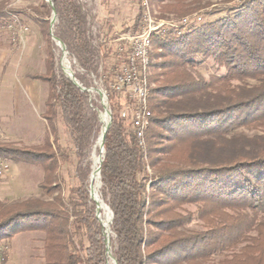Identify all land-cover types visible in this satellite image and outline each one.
<instances>
[{"label":"trees","instance_id":"obj_1","mask_svg":"<svg viewBox=\"0 0 264 264\" xmlns=\"http://www.w3.org/2000/svg\"><path fill=\"white\" fill-rule=\"evenodd\" d=\"M145 1L178 18L200 9L197 0ZM51 2L57 18L53 37L83 71L74 77L85 90L54 72V50L46 73L31 77L49 86V133L34 150L0 144V157L40 167V191L46 200L0 203V244L20 233H41L44 264H107L106 235L87 189L90 165L82 167L81 160L101 126L102 108L92 99L99 97L87 91L89 75L110 51L100 34L91 35L89 20L94 17L84 4ZM142 2L135 24L124 33L136 32L145 9ZM51 11L47 6L46 16ZM7 18L0 8V21ZM48 40L55 47L51 36ZM152 47L148 83L153 86L147 98L151 116L143 147L119 112L127 97L110 91L113 75L105 70L101 75L112 119L105 135L99 197L113 217L112 257L116 264H264V0L227 5L214 21L181 34L155 36ZM205 63L224 73L208 81L193 73ZM248 80L257 85L247 87ZM59 123L77 158L78 186L66 198L60 168L69 162L71 150L61 145ZM193 219L200 229H185ZM83 238L89 241L87 247Z\"/></svg>","mask_w":264,"mask_h":264},{"label":"rangeland","instance_id":"obj_2","mask_svg":"<svg viewBox=\"0 0 264 264\" xmlns=\"http://www.w3.org/2000/svg\"><path fill=\"white\" fill-rule=\"evenodd\" d=\"M79 1L85 5L89 16H91L92 19L94 17L93 22L89 20L91 23V35L95 38L96 34H100L107 43V47L110 51L104 62L103 60L97 61L96 73H90L89 80L91 87L89 89L92 88L105 93V103L107 104V110L110 112L112 118L108 92H106L107 90L105 89V84L103 83V77L101 75H103L102 73L104 70L109 72L110 75H114V70L122 66L125 58L122 55L119 56L117 53V48L122 44V42L118 41V38L122 34H134L124 32L135 24L136 18L140 12L141 0ZM197 1L199 3L198 6H200L199 10L178 18L173 14H164L160 7L148 6L146 1L143 0L142 4L145 9L143 10L141 18L147 13L153 23L170 21H175L177 23L184 18L198 16L201 18V21L197 25H200L207 21H214L222 17L227 5L232 6V4L239 2V0H236L232 4L225 5V0ZM47 6L50 5L46 0H0V8L16 14L22 26L27 28V31L22 35L21 43H19L18 40L13 41L8 34L0 36V132L2 134L0 137V144H9L21 149L33 150L43 146L46 136L49 133L48 125L45 120V103L48 99L49 86L41 81H33L31 77L34 75H44L46 73V66L49 61L51 62L50 51L54 50L52 59L54 62V72L56 74H63L62 60L66 61L67 70H69L73 76L76 73H83L75 59L68 55L62 56L60 46L56 41L54 43L55 47L50 44L48 37L51 36L50 33L53 34L57 18H55L53 27L51 28L52 11L46 16ZM141 18L138 20L139 25L136 32L141 26ZM45 21H47L48 25H46ZM152 51L153 47L151 48V54ZM196 61L200 62L198 58H196ZM151 63H153V59L150 55V64ZM148 71L149 77L151 75L150 65ZM193 73L208 81L209 76H214L215 74L222 75L224 72H216L211 64L205 63L196 67ZM245 84L247 87L257 85V83L252 80L246 81ZM232 85H238V83L234 82ZM152 86L153 85L150 84L149 87ZM121 97L126 96L122 95ZM92 99L102 108L100 99H96L94 96ZM125 102V106L130 104L128 98ZM125 106L119 110L121 114ZM101 112H104L103 108ZM126 120L127 123H129L130 119L127 118ZM100 124L99 133H97L94 138L93 146L87 152L86 157L81 160L82 167H86L87 164L90 165L91 173L87 182L88 191L89 186H93L94 183H96L91 176L92 167L99 161V156L101 154L103 156L104 153V151L100 152L97 146L99 135L102 131V123L100 122ZM58 129L61 145L63 147H69L71 150L69 162L60 168V175L64 182L63 196L66 198L69 189L78 186V182L75 178L77 158L69 142L68 135L61 123L58 124ZM243 133L248 136L252 135V133H247L245 131ZM8 163L9 169L7 174L0 178V203L8 204L28 199L46 200V198L42 197L40 191V184L43 178V172L40 167L28 164ZM98 208L100 219L103 220L105 211L101 205H99ZM184 209L191 212L195 210L194 207L191 206H185ZM110 221L112 222L111 218ZM100 224L106 235L105 228L102 223ZM185 229L199 230L200 223L193 219L191 222L185 224ZM109 233L110 236L106 235L105 241L106 243L107 240H109L107 264H116L110 251L111 230H109ZM43 239L44 236L41 233L27 232L15 235L8 242H2L0 244V264H44ZM83 241L84 245L87 247L89 242L88 239L83 238Z\"/></svg>","mask_w":264,"mask_h":264},{"label":"built area","instance_id":"obj_3","mask_svg":"<svg viewBox=\"0 0 264 264\" xmlns=\"http://www.w3.org/2000/svg\"><path fill=\"white\" fill-rule=\"evenodd\" d=\"M6 14L8 18L0 21V36L8 34L13 41L18 40L21 43L22 35L27 31V28L22 26L16 14L11 11H6ZM200 21V17L194 16L184 18L177 23L175 21L153 23L146 13L142 16L141 26L136 33L122 34L118 38L122 44L117 48V53L125 59L122 66L114 70L113 81L109 88L115 94L125 95L130 100V104L124 107L121 116L130 119L140 147L144 146V135L150 125L151 114L147 108V98L150 86L148 69L152 40L155 36H165L170 31L181 34ZM103 97L106 99L105 93H103ZM8 169L9 163L0 157V178L7 174Z\"/></svg>","mask_w":264,"mask_h":264},{"label":"water","instance_id":"obj_4","mask_svg":"<svg viewBox=\"0 0 264 264\" xmlns=\"http://www.w3.org/2000/svg\"><path fill=\"white\" fill-rule=\"evenodd\" d=\"M47 3L50 5V7L52 8V19H51V28L53 27V23L55 21V18H56V14H55V11L53 9V4L51 2V0H46ZM51 36H52V39L54 41H56V43L60 46V49H61V53H62V56L66 55L67 52H66V47L57 39H55L53 37V34L50 33ZM62 72L64 74V76L69 79L75 86H77L78 88H80L82 91H84L85 89L82 88L77 80L75 79V77L73 76V74L69 71V70H65L64 68H62ZM89 93H96L101 101V105H102V108L103 110L107 113L108 115V119H109V122H108V125L106 126V128L104 130L101 131V134H100V137H101V143H100V148H99V151L100 152H103L104 151V141H105V135H106V132L108 131V129L110 128L111 126V114L110 112L107 110V104L105 103V99L103 97V93L99 90H94V89H88L87 90ZM102 162H103V156L100 155L99 156V167H98V176H99V179H100V170H101V165H102ZM96 204V203H95ZM96 209H97V206H96ZM109 209V208H108ZM110 211V210H109ZM98 209H97V219H99V216H98ZM110 215H111V219H112V213L110 212ZM100 221V220H99ZM101 223V221H100ZM110 225H111V221L106 225V229L109 231L110 230ZM105 227V226H104ZM108 249H109V240H107L106 242V251L108 253Z\"/></svg>","mask_w":264,"mask_h":264},{"label":"bare ground","instance_id":"obj_5","mask_svg":"<svg viewBox=\"0 0 264 264\" xmlns=\"http://www.w3.org/2000/svg\"><path fill=\"white\" fill-rule=\"evenodd\" d=\"M65 63H66V61L65 60H62V66L67 71V68L68 67H67V65ZM99 119H100V122L102 123V130H104L106 128V126L108 125V121H109L107 113L105 111L104 112H101L100 111L99 112ZM100 143H101V137L99 135V141L97 143L98 144L97 146L99 148H100ZM98 167H99V161L96 162L93 165V167H92V174H91V176H92V178L94 179V181L96 183H94L93 186L92 185L89 186V196H90L91 200L94 203H96V206H97V209H98V213H99V208H98L99 205H101V207L105 211L103 220L100 219V213L98 215H99V220L101 221L103 227L105 226L104 228L106 230V235L107 236H110L109 231L106 229V225L109 223L110 218H111V215H109V212L110 211H109L108 207L105 205V203L99 197V195H100L99 194V190H100V179H99V176H98ZM96 169H97V171H96Z\"/></svg>","mask_w":264,"mask_h":264},{"label":"crops","instance_id":"obj_6","mask_svg":"<svg viewBox=\"0 0 264 264\" xmlns=\"http://www.w3.org/2000/svg\"><path fill=\"white\" fill-rule=\"evenodd\" d=\"M28 77H30V76H28ZM30 79V78H29ZM31 80H33V81H38V80H34V79H31Z\"/></svg>","mask_w":264,"mask_h":264}]
</instances>
